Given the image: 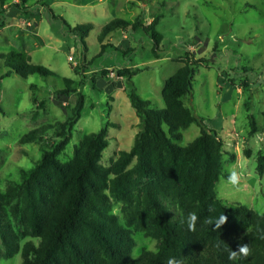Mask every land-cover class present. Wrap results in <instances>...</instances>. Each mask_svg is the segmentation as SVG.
Masks as SVG:
<instances>
[{
    "label": "rangeland",
    "instance_id": "1",
    "mask_svg": "<svg viewBox=\"0 0 264 264\" xmlns=\"http://www.w3.org/2000/svg\"><path fill=\"white\" fill-rule=\"evenodd\" d=\"M20 5V9L0 5V55L24 50L33 64L55 75L33 74L24 79L12 73L2 79L8 69L0 58V195L8 221L18 233L22 227L11 206L19 203L20 196L7 197V190H17L42 150L51 148L60 138L47 129L40 135L42 141L19 144L18 139L31 129L65 121L82 94L81 117L58 158L67 161L85 134L106 127L109 144L101 164L111 165L120 150L131 147L139 131V118L128 97L130 88L150 107L162 109L164 81L181 66L180 60L187 53L194 60L205 61L195 66L192 93L182 100L204 118L207 126L215 127L225 144L226 175L216 182L217 195L227 205H244L264 213V173L257 174L255 159L258 152H264V0H27ZM156 14L162 15L156 30L163 35L158 56L142 29H118L107 34L102 43L110 46L98 56L101 44L97 37L109 21L121 18L133 22L140 18L148 24ZM62 19L70 27L92 24L84 44ZM31 27L35 29L31 31ZM125 69L136 70V74H117ZM65 78L75 90L68 96L60 93ZM248 115L256 121L253 135L248 133ZM181 132L176 143L184 146L198 136L199 128L193 123ZM247 150L249 157L245 155ZM233 169L241 177L235 186L226 183ZM111 205L112 213L124 223L121 203L111 198ZM167 207L171 219H176V206ZM132 237V257L142 250L156 251L158 240L135 229ZM20 263L19 253L11 258L4 256L0 241V264Z\"/></svg>",
    "mask_w": 264,
    "mask_h": 264
},
{
    "label": "trees",
    "instance_id": "2",
    "mask_svg": "<svg viewBox=\"0 0 264 264\" xmlns=\"http://www.w3.org/2000/svg\"><path fill=\"white\" fill-rule=\"evenodd\" d=\"M8 1L0 0V5ZM26 1L9 3L7 7L20 9V3ZM161 17L156 14L148 24L140 18L133 22L112 19L97 37L101 44L98 56L110 46L102 43L105 36L118 29H142L152 40L153 54L158 56L163 35L156 26ZM62 21L84 44L92 24L70 27ZM0 58L8 69L2 79L12 73L24 79L33 74L55 75L33 64L24 50H10ZM180 61L181 66L164 81L162 109L150 107L130 88L128 97L139 118V131L131 147L120 150L109 166L101 164L109 144L106 127L85 134L67 161L58 158L81 117L82 94L77 96L65 121L31 129L18 139L19 144L42 141L40 135L47 129L60 138L54 146L42 150L17 190H7V197L20 196L19 203L11 206V213L21 224L20 233L8 221L0 195V241L6 258L19 253L20 264H168L169 260L178 264H264V213L244 205H227L217 195L216 182L226 175L224 140L182 100L192 93L195 66L205 60H194L187 53ZM117 74L133 76L136 70H118ZM63 81L65 87L60 93H74L69 87L71 81ZM247 118L248 133L253 135L257 132L255 118ZM193 123L199 128L198 136L187 145L177 144L181 131ZM245 155L249 157L250 152L245 151ZM255 159L256 172L262 176L264 152H258ZM111 198L121 203L124 223L112 213ZM167 204L178 209L176 219H171ZM191 213L198 216L194 231L181 222ZM222 214L226 222L215 229L214 222ZM132 229L158 240L156 251L142 250L133 258ZM245 244L248 255L229 260L230 251Z\"/></svg>",
    "mask_w": 264,
    "mask_h": 264
},
{
    "label": "clouds",
    "instance_id": "3",
    "mask_svg": "<svg viewBox=\"0 0 264 264\" xmlns=\"http://www.w3.org/2000/svg\"><path fill=\"white\" fill-rule=\"evenodd\" d=\"M240 179H241V177H240L239 173L235 169H233V170L230 171L229 175L227 176L226 183L228 185L235 186V185H237L240 182ZM226 219H227V217L222 214L214 222L215 229H220L221 226L226 222ZM197 220H198V216L195 213H191V214H189L186 217V219H182L181 222L187 224V228H188L189 231H194L195 228H196ZM248 253H249V248L245 244V245L240 246L238 250L230 251L228 258H229V260H235V259H237L238 255L247 256ZM168 264H178V262L173 261V260H169Z\"/></svg>",
    "mask_w": 264,
    "mask_h": 264
},
{
    "label": "crops",
    "instance_id": "4",
    "mask_svg": "<svg viewBox=\"0 0 264 264\" xmlns=\"http://www.w3.org/2000/svg\"><path fill=\"white\" fill-rule=\"evenodd\" d=\"M8 4H9V3H8ZM8 4H5L3 7H7ZM30 29H31V31H32V30L35 29V27H31ZM127 44H128V41H127ZM128 45H129V44H128ZM115 90H116V87L114 88V91H115ZM113 93H114V92H112V94H113ZM218 124H219V125H218L219 127L223 126L222 121H221L219 118H218ZM214 126H215V125H214ZM208 127H210V128H215V127H211V126H208ZM216 131H217V130H216Z\"/></svg>",
    "mask_w": 264,
    "mask_h": 264
},
{
    "label": "built area",
    "instance_id": "5",
    "mask_svg": "<svg viewBox=\"0 0 264 264\" xmlns=\"http://www.w3.org/2000/svg\"><path fill=\"white\" fill-rule=\"evenodd\" d=\"M104 80L106 81V80H107V78H104Z\"/></svg>",
    "mask_w": 264,
    "mask_h": 264
}]
</instances>
